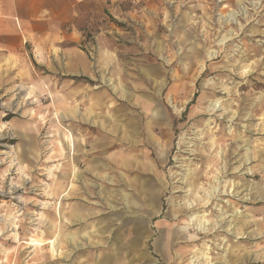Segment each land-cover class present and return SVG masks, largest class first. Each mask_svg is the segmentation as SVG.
<instances>
[{
  "label": "rangeland",
  "instance_id": "obj_1",
  "mask_svg": "<svg viewBox=\"0 0 264 264\" xmlns=\"http://www.w3.org/2000/svg\"><path fill=\"white\" fill-rule=\"evenodd\" d=\"M76 20L45 60L0 51V264H264V0Z\"/></svg>",
  "mask_w": 264,
  "mask_h": 264
},
{
  "label": "crops",
  "instance_id": "obj_2",
  "mask_svg": "<svg viewBox=\"0 0 264 264\" xmlns=\"http://www.w3.org/2000/svg\"><path fill=\"white\" fill-rule=\"evenodd\" d=\"M84 0H0V51L8 55L20 52L21 46L30 47V55L34 60H45L51 54L52 47H59L64 42H73L78 39L77 5ZM37 62V61H36ZM142 113H137L142 132H145V145L149 146L152 140L149 134L156 123L151 104ZM157 122L164 123L159 114ZM130 131H124V140L128 147H134L128 136L135 134V125L131 120L127 123ZM98 130V129H97ZM99 131V130H98ZM100 132V131H99ZM102 148V144L93 142L90 150ZM93 169H91L92 171ZM146 192L152 195L149 190ZM154 198L150 199L152 202Z\"/></svg>",
  "mask_w": 264,
  "mask_h": 264
},
{
  "label": "bare ground",
  "instance_id": "obj_3",
  "mask_svg": "<svg viewBox=\"0 0 264 264\" xmlns=\"http://www.w3.org/2000/svg\"><path fill=\"white\" fill-rule=\"evenodd\" d=\"M71 150V149H70ZM222 218V217H221ZM205 222L206 221H204V220H198V224H197V227L200 229V230H202V231H208L209 230V228H210V230H213L214 228H215V226H218V222L216 221L215 222V224L212 226V227H209L208 229H205L206 227H205ZM230 226H228V228H229ZM205 262H206V264H210V262L208 261V258H206L205 257Z\"/></svg>",
  "mask_w": 264,
  "mask_h": 264
}]
</instances>
